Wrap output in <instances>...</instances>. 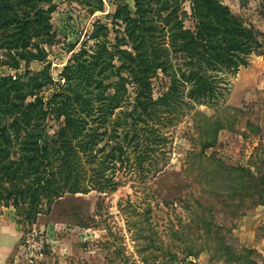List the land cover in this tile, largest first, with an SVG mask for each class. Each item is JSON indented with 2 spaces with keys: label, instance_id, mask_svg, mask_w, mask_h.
<instances>
[{
  "label": "rangeland",
  "instance_id": "rangeland-1",
  "mask_svg": "<svg viewBox=\"0 0 264 264\" xmlns=\"http://www.w3.org/2000/svg\"><path fill=\"white\" fill-rule=\"evenodd\" d=\"M219 1L245 26L264 34V0ZM123 3L134 9L133 0H52L54 35L50 44L42 43L46 60H20L17 67L2 63L0 74L15 77L27 67L48 64L53 79L61 81L72 53L95 39L113 41V13ZM180 4L188 14L183 23L192 28V0ZM173 52L166 69L151 77L154 98L170 92L169 108L141 121L133 135L127 115L131 85H113L106 89L105 104L115 106L100 123L105 135L92 148L84 145L86 134L74 140L88 188L102 189L65 194L24 226L16 223L12 206L10 212L1 208L3 219H13L18 232L15 247L7 257L0 255V264H264V205L237 169L264 171L263 56L249 54L247 63L232 72L208 70L215 97H194ZM48 123L52 130L59 122ZM213 136L214 145L203 151L202 143ZM117 143L122 152L113 157L110 148ZM213 166L225 171L214 182L209 178ZM235 178L241 184H232Z\"/></svg>",
  "mask_w": 264,
  "mask_h": 264
},
{
  "label": "trees",
  "instance_id": "trees-1",
  "mask_svg": "<svg viewBox=\"0 0 264 264\" xmlns=\"http://www.w3.org/2000/svg\"><path fill=\"white\" fill-rule=\"evenodd\" d=\"M133 4V10L126 3L117 5L113 41L95 39L72 53L61 81L53 79L48 64L39 70L27 67L15 77L0 74V212L12 206L22 226L65 194L102 189L88 188L74 140L86 134L84 145L92 148L105 135L100 123L115 106L112 101L105 104L106 89L131 85L127 115L135 135L141 121L155 119L161 109L169 108L170 92L154 98L151 77L157 69H166L170 49L179 56L180 78L191 82L188 94L194 97H215L208 70L235 71L251 53L264 60V34L245 26L219 0H192V28L183 23L188 14L180 0H133ZM52 5V0H0V64L17 67L20 60L26 64L46 60L42 43L50 44L54 35L49 21ZM98 28L107 34L106 25ZM96 35L97 30L93 38ZM170 87L176 85L172 82ZM47 90L51 93L45 96ZM48 120L59 123L51 130ZM90 124L96 127L88 132ZM212 139L202 143L203 151L214 145ZM110 150L113 157L116 151L120 156L122 146L117 143ZM217 167L210 171L212 182L225 172ZM237 169L239 176L247 175V190L254 189L256 202L264 205V171ZM233 183L241 181L235 178ZM207 231L217 233L210 227Z\"/></svg>",
  "mask_w": 264,
  "mask_h": 264
},
{
  "label": "crops",
  "instance_id": "crops-1",
  "mask_svg": "<svg viewBox=\"0 0 264 264\" xmlns=\"http://www.w3.org/2000/svg\"><path fill=\"white\" fill-rule=\"evenodd\" d=\"M10 212V207H5ZM12 211V210H11ZM3 213H0V255L7 257V254L15 247L17 241V220L5 221L3 219Z\"/></svg>",
  "mask_w": 264,
  "mask_h": 264
}]
</instances>
